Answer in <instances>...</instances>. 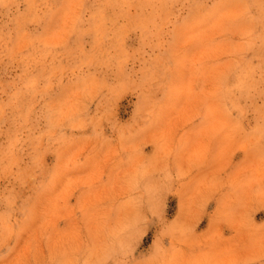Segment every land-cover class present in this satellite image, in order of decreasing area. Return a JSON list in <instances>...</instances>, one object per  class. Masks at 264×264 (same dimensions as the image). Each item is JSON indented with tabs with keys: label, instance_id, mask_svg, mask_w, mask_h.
<instances>
[{
	"label": "rangeland",
	"instance_id": "rangeland-1",
	"mask_svg": "<svg viewBox=\"0 0 264 264\" xmlns=\"http://www.w3.org/2000/svg\"><path fill=\"white\" fill-rule=\"evenodd\" d=\"M0 264H264V0H0Z\"/></svg>",
	"mask_w": 264,
	"mask_h": 264
}]
</instances>
